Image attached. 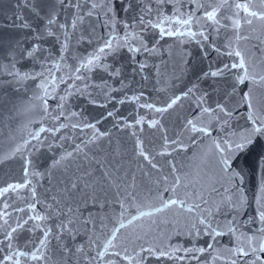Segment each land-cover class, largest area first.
I'll list each match as a JSON object with an SVG mask.
<instances>
[{
  "label": "snow or ice",
  "instance_id": "obj_1",
  "mask_svg": "<svg viewBox=\"0 0 264 264\" xmlns=\"http://www.w3.org/2000/svg\"><path fill=\"white\" fill-rule=\"evenodd\" d=\"M252 40L264 52V0H15L0 20V109L24 96L49 124L0 146V264H264ZM113 130L157 174L155 198L129 190L120 152L97 158ZM200 144L199 179L174 158L164 173L158 158Z\"/></svg>",
  "mask_w": 264,
  "mask_h": 264
},
{
  "label": "water",
  "instance_id": "obj_2",
  "mask_svg": "<svg viewBox=\"0 0 264 264\" xmlns=\"http://www.w3.org/2000/svg\"><path fill=\"white\" fill-rule=\"evenodd\" d=\"M15 0H0V20H4L5 16L11 15V10L14 8ZM256 41L252 40L251 43L247 45L249 49V54L260 60L264 59V52H258L256 50ZM171 44V42H169ZM189 48L192 45H188ZM164 59L169 60L168 71H172L171 59L169 57H165ZM149 92H152L153 97L155 98L156 93L152 91L151 83L146 85ZM27 96L30 98L32 96V92H28ZM14 103L16 105L15 108H12L11 104L5 102L4 108L0 109V112L3 113L2 117H0V146H3L5 149L9 144L14 142H20L21 139H28L29 133L36 131L41 124L47 126L49 121L46 117L40 114V109L35 106V104L28 105L24 96H19L14 98ZM53 106L54 103H53ZM11 109V111H9ZM89 113L94 114L96 109L89 107ZM175 119V115H173L172 120ZM172 120L166 122V127L169 128V135L173 134V131L178 132V128H174ZM111 128V124L105 122L104 125L101 126ZM150 130H145L144 135L149 136ZM185 143L188 141L185 139ZM207 141H205V144ZM204 148V144H200L199 146L189 147L187 152L174 153L173 157H165L160 159L161 165L164 166V173L167 174L168 168L165 164L166 160L173 159L177 164V167L180 169V174L189 173V178L194 182L199 179L197 173L200 171L199 168V160L197 159V154ZM116 150L122 154L120 159L123 163V169L121 175L125 172L128 173L127 182H132V175H135L136 180L135 189H129L130 191H135L137 197L140 200L148 201L149 199L155 198L157 195V186L155 184L156 173H152L151 178L145 176L143 172H141V168L143 167L139 162L138 158L133 155V143L127 137L125 133H118L113 130L112 143L108 144L107 142L103 145V150H98L99 155L98 159L105 161V157L108 156V153ZM147 171V169H145ZM9 177L4 174V172H0V182L8 180ZM197 189H199L200 185H196ZM166 195V194H165ZM113 210L117 213L119 212V208L116 205H110L105 209H100V216L103 218L105 213L112 214ZM97 211L96 209L93 210ZM107 224L108 228L112 227V224L107 220L104 221ZM99 226V225H98ZM139 231V229H137ZM131 232V229L127 230L126 235Z\"/></svg>",
  "mask_w": 264,
  "mask_h": 264
}]
</instances>
